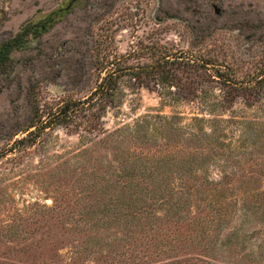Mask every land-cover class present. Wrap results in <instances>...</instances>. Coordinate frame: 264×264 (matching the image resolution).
Here are the masks:
<instances>
[{"label": "rangeland", "instance_id": "374dc122", "mask_svg": "<svg viewBox=\"0 0 264 264\" xmlns=\"http://www.w3.org/2000/svg\"><path fill=\"white\" fill-rule=\"evenodd\" d=\"M57 7L68 8L65 15L38 40L13 49L9 68L0 71V264L199 263L202 255L192 246L182 254L157 253L146 247L142 232L111 221L119 158L100 141L105 131L54 125L31 146L18 151L12 145L53 102L89 94L99 78L96 52L111 58L140 51L126 62L142 63L150 61L144 55L149 46L158 44L176 55L216 57L234 68L236 78L249 77L247 72L264 66V0H0V42ZM206 87L197 101L187 102L163 90L124 86L121 104L103 113V128L114 130L140 115L179 114L187 134L197 130L202 137L200 145L188 138L175 142L200 150L193 176L217 180L235 172L240 190H264V83L254 103L240 98L224 111L219 89ZM194 115L208 119L196 121ZM204 132H211L209 139ZM155 149L143 147L147 153ZM105 214L111 220L97 218ZM229 224L239 227L229 240L241 248L231 260L264 264V206L235 214Z\"/></svg>", "mask_w": 264, "mask_h": 264}, {"label": "trees", "instance_id": "16d2710c", "mask_svg": "<svg viewBox=\"0 0 264 264\" xmlns=\"http://www.w3.org/2000/svg\"><path fill=\"white\" fill-rule=\"evenodd\" d=\"M67 9L57 7L44 17L27 21L12 37L1 42L0 71L9 68L13 49H20L31 39L38 40L65 15ZM145 53L150 61L128 63V58H137L142 53L131 50L109 58L104 54L99 57V52H96L99 78L89 94L83 98L66 95L50 104L27 125L26 133L14 140L12 148L19 151L31 146L42 138L45 129L54 125L95 134L105 131L100 141L108 142L119 158L112 180L115 215L113 220L110 219L111 214L97 218L117 221L130 233L142 232L146 237V247L157 253L169 250L182 254V249L188 245L198 249L202 255L197 259L199 263L186 258L178 260L180 264H237L236 257L232 260L230 257L236 248L241 251L239 241L229 239L239 234V227L227 226V223L232 222L235 214L245 216L251 208L264 206V190H240L235 172H224L217 180L193 176L194 165H200L194 154L200 150L194 147L190 152L187 146L175 142L188 138V141H196H193L194 145H200L202 137L197 130L187 134V125L180 123L179 114L168 116L158 112L140 115L114 130L103 128L102 115L107 108L121 104L124 86L163 90L172 100L187 102L195 101L202 92L205 94L206 86L212 90L216 87L220 91L217 102L222 111L230 110L240 98L250 105L258 99L263 86L264 66L254 68L247 72L251 74L249 77L239 79L234 76L231 65L213 56L176 55L158 44L149 46ZM192 119L204 121L208 118L194 115ZM214 132L215 127L212 134ZM210 133L204 132V138L209 139ZM130 141L134 144L128 146ZM143 145L156 149L147 153L143 151ZM179 153L186 154L177 157ZM183 221L185 223L180 224ZM169 223L174 225L173 230ZM253 262L258 263V259L243 263Z\"/></svg>", "mask_w": 264, "mask_h": 264}, {"label": "flooded vegetation", "instance_id": "af4514ba", "mask_svg": "<svg viewBox=\"0 0 264 264\" xmlns=\"http://www.w3.org/2000/svg\"><path fill=\"white\" fill-rule=\"evenodd\" d=\"M5 40H7V39H2V41H1V42L5 41ZM1 42H0V43H1Z\"/></svg>", "mask_w": 264, "mask_h": 264}]
</instances>
